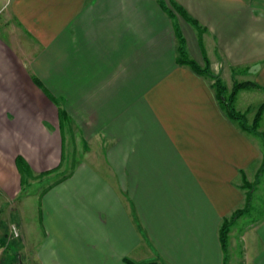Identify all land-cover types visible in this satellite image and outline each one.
<instances>
[{"label": "crops", "instance_id": "1", "mask_svg": "<svg viewBox=\"0 0 264 264\" xmlns=\"http://www.w3.org/2000/svg\"><path fill=\"white\" fill-rule=\"evenodd\" d=\"M178 31L228 88L256 83L234 102L253 123L264 0H0V221L20 264H264V216L233 223L228 254L220 239L245 182L247 215L264 203V109L243 130L178 64Z\"/></svg>", "mask_w": 264, "mask_h": 264}, {"label": "trees", "instance_id": "2", "mask_svg": "<svg viewBox=\"0 0 264 264\" xmlns=\"http://www.w3.org/2000/svg\"><path fill=\"white\" fill-rule=\"evenodd\" d=\"M174 9L182 15L190 24H192L199 32H201V26L200 24L191 16H189L185 10L175 4L172 3ZM178 47H177V62L178 64L188 65L192 69H194L199 74H202L206 77H208L210 80H212V86L216 89L218 100L222 106V108L226 111L228 116L234 120H237L241 126V128L248 132H255L257 131L258 123L261 118V115L263 113L264 104L260 106L258 109V112L255 116V119L252 124H248L246 114L241 113L236 110L234 102L235 97L237 93L246 87L256 85V83L245 81V82H235L234 86L232 87L231 91L227 89L225 84L223 83V80L221 77L216 76L210 69H209V62L207 60L205 66H201L196 60L190 57L186 41L184 36L178 31ZM245 185L247 188H250V191L246 194V203L245 206L236 210L230 217H227L223 220L221 228H220V239L222 243L223 249L226 251L229 244V233L231 231V227L233 223L236 221V219L246 215L251 211V205H252V197H253V189L255 185L250 184L249 182H245ZM8 234L3 235V237H0V250H8L9 245L7 244L8 241ZM9 252V251H8ZM12 256V264H20V258L18 256V253L11 252ZM19 262V263H18Z\"/></svg>", "mask_w": 264, "mask_h": 264}, {"label": "rangeland", "instance_id": "3", "mask_svg": "<svg viewBox=\"0 0 264 264\" xmlns=\"http://www.w3.org/2000/svg\"><path fill=\"white\" fill-rule=\"evenodd\" d=\"M206 65V64H205ZM205 65H203V66H205ZM202 66V65H201ZM209 69L216 75V76H219L216 72H214L212 69H211V67H210V65H209ZM219 77H221V76H219ZM222 79V78H221ZM224 83V82H223ZM226 86V85H225ZM227 87V86H226ZM227 89L229 90V92L231 91V89L232 88H228L227 87ZM237 96V95H236ZM235 99H236V97H235ZM236 108V107H235ZM237 110V109H236ZM238 111V110H237ZM239 112H241V111H239ZM241 113H244V114H246L245 112H241ZM246 118H247V114H246ZM247 122H248V124H252V122H249L248 121V118H247ZM259 123H260V120H259ZM259 123H258V126H259ZM257 131H258V127H257ZM30 179L27 177V179H25L24 180V186H25V188H26V190L27 191H25L24 193L25 194H32L33 196L35 195V193L38 191V190H40L41 189V184L39 185V183H36L35 185L33 184H30ZM262 185H264V184H262ZM40 186V187H39ZM260 199L262 198V195H260V197H259ZM21 202H26L27 201V197H25L24 196V198L22 199V200H20ZM19 202V201H18ZM23 203H22V205H23ZM245 206V205H244ZM264 216V203H262V202H260V203H256V205H255V209L252 211V213L251 214H246V216L244 215V216H242L241 217V219L240 218H238V219H240V222H241V224H244V223H247V222H249V221H251V220H253V219H257V218H260V217H263ZM1 219H4V218H1ZM237 220V219H236ZM17 226V225H16ZM233 226V225H232ZM1 228H3V230L1 231ZM17 231L19 230V232H18V234H21V230H20V228L17 226ZM6 228L3 226V223L0 221V237H3V234H2V232L5 230ZM7 232H9V227H7ZM229 245V244H228ZM227 250H228V248H227ZM227 250H226V252H227ZM224 252H225V250H224ZM225 252V253H226ZM10 252H8V250H6V251H3V250H0V264H12V261H10L9 260V257L8 256H10ZM226 254H228V253H226ZM236 256L238 257V259H236V264H242V262H241V260L242 259H240L239 257L241 256V253L240 252H238L237 254H236ZM19 263V262H18ZM22 264H29V262H28V260L26 259V258H22Z\"/></svg>", "mask_w": 264, "mask_h": 264}, {"label": "built area", "instance_id": "4", "mask_svg": "<svg viewBox=\"0 0 264 264\" xmlns=\"http://www.w3.org/2000/svg\"><path fill=\"white\" fill-rule=\"evenodd\" d=\"M12 231L15 234V236H18L19 235L16 226H13L12 227Z\"/></svg>", "mask_w": 264, "mask_h": 264}]
</instances>
